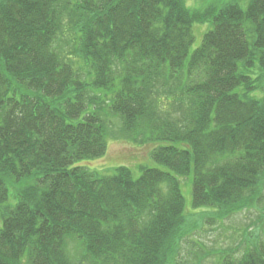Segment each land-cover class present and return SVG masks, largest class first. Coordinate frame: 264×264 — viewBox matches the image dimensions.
<instances>
[{"label":"trees","instance_id":"1","mask_svg":"<svg viewBox=\"0 0 264 264\" xmlns=\"http://www.w3.org/2000/svg\"><path fill=\"white\" fill-rule=\"evenodd\" d=\"M108 119L158 166L86 165ZM263 196L264 0H0V264H190L199 219ZM262 233L217 264H264Z\"/></svg>","mask_w":264,"mask_h":264},{"label":"rangeland","instance_id":"2","mask_svg":"<svg viewBox=\"0 0 264 264\" xmlns=\"http://www.w3.org/2000/svg\"><path fill=\"white\" fill-rule=\"evenodd\" d=\"M231 1L238 2L243 9L247 8L249 2V0H186V5L193 10H204L210 6L220 8ZM212 27V23L207 21L194 24L195 41L192 50L202 43L204 34ZM109 121V145L106 155L98 161L86 165L92 166V169L96 167V169L105 170L109 173H112L114 168L124 165L131 168L135 176H139L142 166H158L152 157V150L156 146V141L144 143L141 142L143 139L140 136L137 140L132 135L121 134L120 123L115 119ZM183 193L187 205L190 206V186H184ZM254 206L249 210L243 209L215 225L202 221V218L199 219L195 233L190 236L193 238L184 245L185 259L190 264H199L200 259L198 257L205 253V260L201 259L200 264H217L225 251L243 252L246 243L249 242L246 238L248 231L255 232L254 238L257 239L264 232V196L263 203Z\"/></svg>","mask_w":264,"mask_h":264}]
</instances>
